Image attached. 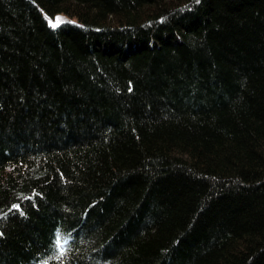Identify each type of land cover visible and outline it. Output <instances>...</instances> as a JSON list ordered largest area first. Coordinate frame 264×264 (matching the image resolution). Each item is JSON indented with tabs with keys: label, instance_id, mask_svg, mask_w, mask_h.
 <instances>
[{
	"label": "trees",
	"instance_id": "1",
	"mask_svg": "<svg viewBox=\"0 0 264 264\" xmlns=\"http://www.w3.org/2000/svg\"><path fill=\"white\" fill-rule=\"evenodd\" d=\"M0 264H264V0H0Z\"/></svg>",
	"mask_w": 264,
	"mask_h": 264
},
{
	"label": "rangeland",
	"instance_id": "2",
	"mask_svg": "<svg viewBox=\"0 0 264 264\" xmlns=\"http://www.w3.org/2000/svg\"><path fill=\"white\" fill-rule=\"evenodd\" d=\"M66 20H68V19L65 16H63V15H59V17H57V19L54 21V23H52L51 20L49 18H47L48 23L52 24V25L58 24L60 22L66 21Z\"/></svg>",
	"mask_w": 264,
	"mask_h": 264
},
{
	"label": "snow or ice",
	"instance_id": "3",
	"mask_svg": "<svg viewBox=\"0 0 264 264\" xmlns=\"http://www.w3.org/2000/svg\"><path fill=\"white\" fill-rule=\"evenodd\" d=\"M58 19H59V18H58ZM13 207H18V206H15V205H14Z\"/></svg>",
	"mask_w": 264,
	"mask_h": 264
}]
</instances>
